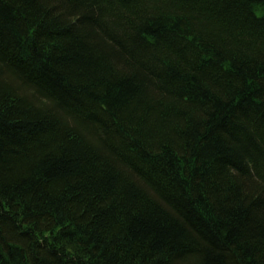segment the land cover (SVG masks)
<instances>
[{
	"label": "trees",
	"instance_id": "trees-1",
	"mask_svg": "<svg viewBox=\"0 0 264 264\" xmlns=\"http://www.w3.org/2000/svg\"><path fill=\"white\" fill-rule=\"evenodd\" d=\"M0 264H264V0H0Z\"/></svg>",
	"mask_w": 264,
	"mask_h": 264
}]
</instances>
